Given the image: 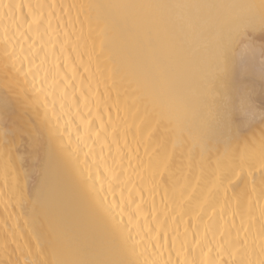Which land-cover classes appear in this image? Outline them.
Returning a JSON list of instances; mask_svg holds the SVG:
<instances>
[{"label": "bare ground", "instance_id": "1", "mask_svg": "<svg viewBox=\"0 0 264 264\" xmlns=\"http://www.w3.org/2000/svg\"><path fill=\"white\" fill-rule=\"evenodd\" d=\"M260 3L0 0V264H264Z\"/></svg>", "mask_w": 264, "mask_h": 264}, {"label": "snow or ice", "instance_id": "2", "mask_svg": "<svg viewBox=\"0 0 264 264\" xmlns=\"http://www.w3.org/2000/svg\"><path fill=\"white\" fill-rule=\"evenodd\" d=\"M183 7H204V6L203 5H184ZM259 7L261 9L262 14H264V0H261ZM261 31L264 32V28H262ZM64 264H106V262L70 261V262H64Z\"/></svg>", "mask_w": 264, "mask_h": 264}]
</instances>
